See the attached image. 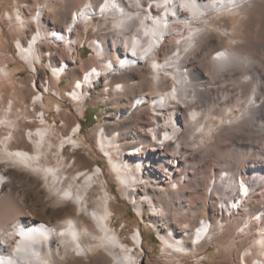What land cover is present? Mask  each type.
<instances>
[{"label":"bare ground","instance_id":"1","mask_svg":"<svg viewBox=\"0 0 264 264\" xmlns=\"http://www.w3.org/2000/svg\"><path fill=\"white\" fill-rule=\"evenodd\" d=\"M0 35V264L84 263L93 248L109 264H201L224 221L254 229L256 255L238 261L264 264V0H0ZM81 43L97 62L86 71ZM126 98L75 134L89 107ZM109 177L139 221L130 239Z\"/></svg>","mask_w":264,"mask_h":264},{"label":"rangeland","instance_id":"2","mask_svg":"<svg viewBox=\"0 0 264 264\" xmlns=\"http://www.w3.org/2000/svg\"><path fill=\"white\" fill-rule=\"evenodd\" d=\"M32 8H34V7H32ZM29 29H30V27H29ZM28 31H27L28 33H26L27 34L26 40H28V36H29L28 34H32V32H31L32 29L31 30H28ZM91 32L92 31L89 30L87 32V34H90ZM11 36L13 37V32H11ZM91 36H92L91 39H94L96 37H99V36H97L95 34H91ZM79 38L81 39L82 36H80ZM4 39L5 38L3 37V35H0V42H1L0 45L1 46L3 45L2 47L0 46L1 47L0 48V52L3 53V54H7L8 52H10V46H9V44ZM40 49H42V53L43 52H47V53H50L51 54L54 51L53 48L48 47V44H46L45 46L41 47ZM87 53H88L87 50L80 51L81 62L83 64L82 65V71L88 70L89 67H92L94 64L97 65V62L92 61L90 59L87 60ZM44 55H45V53H44ZM57 58H56V63H58L57 62L58 60H61L62 59V56H59ZM63 58L66 59L65 56ZM47 60H48L47 58H44L43 59V61H46V62H47ZM78 62H80V60ZM10 67L12 68V67H14V65H10ZM14 78H17L18 81H20L21 78L22 79L23 78H27V72L25 70H23L18 75H15ZM69 82H70V80L65 79V80H63V85H67ZM149 89H150V85H145L144 86V90H146V91L141 92V93H146V92H148ZM97 92L98 93H101L102 90L101 89L95 90V93H97ZM241 101H244V98H242ZM130 102H131V100H129L128 98H126L125 100H123V102H120L119 101L114 106H112V104L102 106L101 104L96 103L94 106L89 107L87 109V111H86L84 120H82L83 121L82 122V124H83V131H82V133L86 134L87 130L93 128L95 124H98L100 122L103 124V119L105 120L104 121V123H105L104 125L106 126L107 125V120H108L106 118H109V117L112 118L116 113L123 114L125 112V111H123V107H125L126 105H128ZM110 106L112 107L113 111L110 110V108H111ZM51 115H52V113H51ZM52 116L55 119V116L54 115H52ZM56 121H57V125H61V122L59 120H56ZM133 126H135V125H132V127ZM144 139H146V137ZM126 144H127V147L126 148H129L130 145H129V143L127 141H126ZM191 151H192V148L191 149L189 148L187 150V148H184L183 147V148H181V150H179L177 152V154L178 155L180 154L179 156H181L182 159L187 160V158L191 154ZM207 161L208 162L206 163V165L207 166L209 165V168L211 170H213V171L215 170L214 172H216V168H217L220 171V168L218 167V163L215 162L216 161L215 159L213 161V158H211V159H208ZM96 164L99 165L100 167H103L104 166L103 160H101L98 157H97V160H96ZM221 170H222V168H221ZM109 180L111 182L110 183L111 188L114 189L115 195H117V197L115 199L116 204L122 205L126 209V211H125L124 215L122 216V218H120L119 220H118V218H115L113 220V225H114V227L116 229H118V231L121 234L123 240L130 239V231H134L135 232V227L139 225V221L136 218V216L134 215L131 207L128 206L127 204H125L121 200V198H120L117 190L115 189L116 188L115 187V184L111 180L110 177H109ZM204 190H205V185L201 186L200 189L198 190V192H196V193H193V194L187 193V197L189 196L188 197V201H189L188 203L189 204H193L194 201L196 200L197 196H200L201 197V200L203 201V198H204ZM216 196H217L218 199L216 198ZM218 201H219V196L218 195H215L214 200H213L212 203H214L216 205V204H218ZM145 212L150 213V210H146ZM179 214L182 215V213H179ZM259 214L260 213H258L256 215V213H255L256 216H254V218L255 217L258 218L259 217L258 216ZM181 215H179L178 218H176V216H174V215L173 216H170V218L168 219V224L173 223L174 227H179L182 224H184L185 223L184 221H185L186 217H184V215L183 216H181ZM200 215L201 214H199V216ZM121 220H124V222H126L125 223V225H127L126 226V229L125 228L123 229V227L121 225ZM223 223H225V228L223 229L224 230L223 231L224 234H222L217 239V243L215 245H209L208 246V249H206L202 253V256L206 257L208 260L203 261L201 264H239V263L241 264V259L238 261V256H242V254H243V252H244L245 249H246L245 250L246 252L249 249L248 250V253H251L252 254V250L253 249H252V247L250 248V246H251L250 243L252 242V240L255 237V235H254L255 233L253 232L254 229H252V228H248L247 229V225H244L243 226L242 222H240V224L237 223L238 225H235V226L231 227V229H230L229 226H227V221H224ZM182 226H184V225H182ZM243 228H246V229H243ZM225 229H226L227 232L225 231ZM225 232L228 233V234L226 235ZM142 234H143V236L145 238V241L147 243V248L149 250V261L150 262H153L154 259L156 261L157 260L158 261L162 260V258L159 257V255H160L159 254L160 243L157 242V240L155 239V236H154L156 234L153 231H149V230H144L142 232ZM253 251L254 252H253L252 255L255 256L256 255L255 250H253ZM91 254H92L91 255V260L89 262L82 263V261H81L78 264H88V263H90V264H109L108 261L106 262V260H105L106 259V255L104 257V254L105 253L103 251H101V249H99V248L98 249L97 248H93V249H91ZM103 257H104V259H103ZM158 258L159 259L161 258V259L159 260ZM191 260L192 259H190L188 262H186V264H189V263L191 264V262H190ZM252 261L253 260H250L251 264H252Z\"/></svg>","mask_w":264,"mask_h":264},{"label":"built area","instance_id":"3","mask_svg":"<svg viewBox=\"0 0 264 264\" xmlns=\"http://www.w3.org/2000/svg\"><path fill=\"white\" fill-rule=\"evenodd\" d=\"M72 13H76V11H73ZM35 21H33V29H32V34H30L29 36H28V39L30 40V37L32 36V35H34V33H35ZM82 22H79V24H81ZM14 50H15V52L16 53H18L19 52V50H18V48H17V46H15L14 47ZM79 50L80 51H82V50H87L88 51V53H87V59H89L91 56H93V55H90V48L88 47V45L85 43V44H83V43H81L80 44V46H79ZM73 59L75 58V57H72ZM76 60H78L79 61V58H76ZM43 63H45L46 64V61H43ZM47 65V64H46ZM47 73L49 74V68L47 69ZM241 263H242V261H241Z\"/></svg>","mask_w":264,"mask_h":264},{"label":"trees","instance_id":"4","mask_svg":"<svg viewBox=\"0 0 264 264\" xmlns=\"http://www.w3.org/2000/svg\"><path fill=\"white\" fill-rule=\"evenodd\" d=\"M83 126V125H82Z\"/></svg>","mask_w":264,"mask_h":264}]
</instances>
